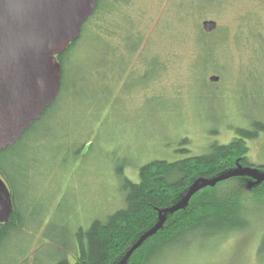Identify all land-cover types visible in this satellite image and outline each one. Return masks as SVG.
<instances>
[{
	"label": "rangeland",
	"instance_id": "obj_1",
	"mask_svg": "<svg viewBox=\"0 0 264 264\" xmlns=\"http://www.w3.org/2000/svg\"><path fill=\"white\" fill-rule=\"evenodd\" d=\"M132 2L146 41L125 63L129 72L122 76L114 61L97 52L78 57L79 65L70 62V81L87 79L81 103L66 108L61 123L33 133L14 151V185H8L24 222L22 231L1 245L0 264H57L72 232L124 207L121 169L139 182L140 168L152 160L203 155L212 143H229L237 128L264 122V0ZM204 20H215L223 36L206 86L192 67ZM144 55L158 57L165 70L140 85ZM98 67L105 78L96 75ZM211 76L219 81L212 82ZM104 88L105 98L92 108ZM248 145L251 162L263 165L264 133ZM261 215L256 207L252 219L260 230ZM261 234L253 230L224 240L184 239L152 264H264L258 257Z\"/></svg>",
	"mask_w": 264,
	"mask_h": 264
},
{
	"label": "trees",
	"instance_id": "obj_2",
	"mask_svg": "<svg viewBox=\"0 0 264 264\" xmlns=\"http://www.w3.org/2000/svg\"><path fill=\"white\" fill-rule=\"evenodd\" d=\"M133 4L132 0H99L94 14L83 25L80 38L58 56L62 66L58 100L21 140L0 151V176L7 184L14 185L11 177L14 151L33 133L61 123L66 108L76 109L81 103V86L87 79L84 75L71 82L70 62L79 65L82 59L77 60L78 57L97 52L98 57L114 61L122 76L129 72L125 71V63L129 65L146 41L140 19L131 8ZM199 31L193 46L196 56L192 67L206 86V75L215 69V48L223 36L219 29L206 33L200 27ZM111 39L118 44L113 45ZM143 57L146 64L143 72L137 77L131 71L140 85L148 84L165 70L158 57ZM96 75L106 77L102 67L96 69ZM101 92L90 104L92 108H98L107 89ZM236 132L237 136L229 143H212L203 155L146 163L140 168L139 182L125 177L121 169L124 207L104 219H95L86 229L79 227L72 232L71 242L60 249L62 258L57 264H152L154 258L181 240H224L253 230L262 231L258 257L264 261V228L260 230L252 219L256 207L258 213H264V164L251 162L248 145V141L264 133V122L255 121L251 129L237 128ZM24 171L19 168V172ZM12 200L13 214L7 223L0 224V247L13 232L23 228L24 219L13 193ZM261 216H257L259 225L264 220V215Z\"/></svg>",
	"mask_w": 264,
	"mask_h": 264
},
{
	"label": "water",
	"instance_id": "obj_3",
	"mask_svg": "<svg viewBox=\"0 0 264 264\" xmlns=\"http://www.w3.org/2000/svg\"><path fill=\"white\" fill-rule=\"evenodd\" d=\"M98 1L0 0V151L21 140L58 100V56L80 38ZM217 28L215 20L202 22L206 33ZM210 80L217 82L219 76ZM13 211L11 190L0 176V224Z\"/></svg>",
	"mask_w": 264,
	"mask_h": 264
}]
</instances>
